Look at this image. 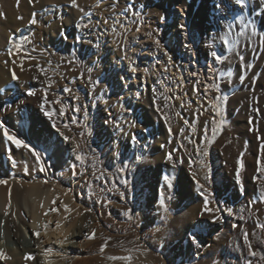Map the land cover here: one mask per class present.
Instances as JSON below:
<instances>
[{"label": "rangeland", "instance_id": "374dc122", "mask_svg": "<svg viewBox=\"0 0 264 264\" xmlns=\"http://www.w3.org/2000/svg\"><path fill=\"white\" fill-rule=\"evenodd\" d=\"M27 1L30 11H24L12 0H0V10L1 7L4 10L0 11V31L7 33L0 37V41L3 40L0 52L8 56L10 63H15L8 71L9 76L12 77L14 71L19 79L16 80L21 79L20 83L13 80L14 84L4 82L5 85L0 86L4 85L0 89V123L10 134L29 144L36 154L7 140L9 147L0 155V180L11 183L19 177L26 180L25 177L32 176L34 179L29 182L40 183L43 191L50 194L47 214L33 227L39 231L43 242L47 237L43 229L47 225L52 240L30 254L33 258L26 259L29 264L39 257L43 260L46 255L57 256L67 246L72 255L45 257L48 264H74L79 259L101 264L100 257L107 250L114 251L112 257L120 258L118 254L125 253L131 258L126 264H248L249 261L264 264L260 258L264 255V203L260 202L264 185L251 198L247 196L241 201L229 193L230 189H241L237 170L241 174L240 163L244 165L247 157L245 139L232 132L234 117L239 110L245 117L264 105V93L257 84L259 77L264 78V30L255 31L258 36L246 35L233 47L223 62L218 83L214 76L207 75L197 55L182 54L187 61L185 67L181 65L186 87L181 94L184 98L175 99L171 79L167 87L171 91L148 84L138 93L128 114L119 106L117 84L124 77L131 78L132 69H138L143 60L139 57L124 69L126 44L132 32L137 25L140 29L148 23L151 25L155 35L150 32V40H162L159 41L162 46L157 56L158 66L179 62L175 51L180 50L183 37L198 54L199 45L195 42L199 39L193 32L188 7L173 4L169 10H173L175 18L167 22L169 10L162 15H152L156 6L148 7L146 0H100L99 5L97 0H77L83 11L71 7L69 0ZM8 10L13 12L12 18ZM183 10L188 15L181 20ZM33 17L36 24L30 23ZM129 18L135 24L127 25ZM9 19H14L16 24L9 25ZM181 23L184 29L180 28ZM9 32L17 35L8 40ZM240 56L244 57L243 61ZM26 71L30 72L29 78L23 75ZM213 83L219 86V91L210 89L211 95L205 99L218 103L219 113L212 107L201 111V107L193 106L197 102L190 98V93L185 95L196 89V93L206 96L202 88ZM237 86L243 95L242 102L232 107L231 93ZM66 88L70 91H65ZM30 90L35 95L29 96ZM216 97L219 100H214ZM22 108L28 109V115L22 116ZM61 109L63 115L59 114ZM45 110L55 113L51 119L45 116ZM214 128L219 129L215 138ZM65 136L69 139L65 140ZM168 153L173 155L172 162L166 159ZM77 155L82 160H77ZM181 170L190 180L194 179L196 188L185 191L183 202L177 204ZM262 180L264 182V173ZM197 181L204 185L201 191L205 192L208 207L213 211L203 210L202 214L191 217L188 209L191 200L200 201L204 209V197L197 191ZM2 185L5 184H0V188ZM7 187L0 191V196L5 200L8 197L11 202L10 208L7 200L5 206L0 204L1 243H8L4 239V217L22 230L29 245L30 234L21 223V212L27 218L26 225L32 226L30 211L33 209L29 205L33 200H23L16 205ZM161 197L166 211L159 203ZM6 210L8 215L4 214ZM129 211L131 219L125 215ZM49 215L58 219L48 222ZM216 216L220 219H215ZM86 217L89 221L86 219L85 223L91 232L88 234L94 231V238L76 237L77 244L70 246L68 242L77 229L76 224ZM71 223L75 225L70 226ZM62 229H68L66 236L60 235ZM244 232L260 254L257 257L248 255ZM117 260L112 259L108 264H116Z\"/></svg>", "mask_w": 264, "mask_h": 264}, {"label": "bare ground", "instance_id": "6f19581e", "mask_svg": "<svg viewBox=\"0 0 264 264\" xmlns=\"http://www.w3.org/2000/svg\"><path fill=\"white\" fill-rule=\"evenodd\" d=\"M12 1L17 3L22 9H24V11H30L31 10L30 4L28 3L27 0H12ZM49 1H52V2L56 1L57 2V1H61V0H48L47 2H49ZM146 1H147L146 4L149 5L148 7L156 6V8L153 9V11H152V15L153 14H159V15L164 14L166 11H168L170 8H172L173 4H179L181 6L188 7L189 14L193 20V32L195 33V35H198V38L197 37L196 38L199 39L197 42L194 41L195 43H197L199 45L198 54H195V51H194L195 47L186 46L188 44V41H187L188 39L183 37L182 40H180L181 41L180 50H179V48H177V51H175V52H177V60L179 62H177V63L174 62L171 64H169V62H168L167 66H158L157 62L159 63V61H157V56H158L159 49L162 46L161 43L159 42L160 46L158 47L156 44V41H157L156 38L150 40V32L152 31L151 30L152 28H151V25L149 23L145 26L143 25L144 27H142L141 29L139 27L140 25H137L140 30L139 31L136 30L135 32H132V35L126 44L127 45V48H126L127 49V52H126L127 55H126V61H125L126 63L124 64L125 65L124 69H126V68L128 69V67H130V64L132 62H134L136 59H138L139 57H143V58H140L143 60L141 62H139L140 63L139 68L136 69L135 72L132 71V73H131L132 77L131 78H129L130 76L124 77V78L120 79L119 83L117 84L118 85L117 88L120 92L119 93L120 95L118 94L120 96L118 99L119 106L121 108H123L125 110V112H127L128 114H129L130 110H132V108L134 107L138 93L142 89H144L148 84L153 85V87H158L161 90H165L168 87V79H171L170 85L172 87H170V88H172V91L175 94L174 95L175 99L179 100V99L184 98L183 96H181V94L184 92V90H186V87L184 84L185 79H183L184 77H182L183 76L182 75V68L183 67H181V65H183L185 67L186 66L185 64L187 61H185L182 54H185V55L187 54L190 57H195V55H197L198 63L200 65H202L203 67H206L207 75L210 78H212L214 76L215 83H218L221 80L223 63H216L214 61L213 57L211 56V51L215 50V51H217L218 54H221L224 56H228L230 54L231 50L233 49V47L236 44L233 45L231 48L225 47V46H223L222 41L218 37H219V35H222L223 31L227 27V24L233 22L234 17L240 16L241 21L239 23V26L234 29V31L230 37V39H232V40L238 39L239 43H240L241 41H243V38H245L246 35H251V33L253 31H257L258 29H260L261 31L260 30L259 31L261 33L262 30H264V0H246V6L243 8L242 11H241L239 6H235L234 0H146ZM45 3H46V1H45ZM218 3H223V10H218L215 7V5ZM80 7H81V4H80ZM146 7L147 6H145L144 8H146ZM1 8H2L1 10L4 11L3 7H1ZM146 13H149V12H146ZM187 15H188L187 11L183 10V12L180 16V19L184 20ZM8 16H9V18L13 17V12L11 10H8ZM174 18H175V13L173 12V10H169L166 13L167 22L174 21ZM151 21H152V19H151ZM127 22H128L127 25L133 23L131 18H129ZM183 23H184V21H183ZM8 24L9 25L13 24V26H14V24H16V23L14 22V19L13 20L11 19L10 21H8ZM133 24H135V23H133ZM0 25H1V23H0ZM244 25H247V28H244ZM137 26H132V27H137ZM164 26H166V25H164ZM8 28H10V27H8ZM172 28L174 30L175 25ZM241 29H243L244 35L238 36L237 33L240 32ZM20 31H21V29H20ZM259 31H257V32H259ZM3 32L4 31H0V37L3 35L5 36V34L7 35L6 32L5 33H3ZM10 32H9L8 40H10L12 35L16 34V33L12 34ZM15 32H16V30H15ZM188 32H186V33H188ZM18 33H19V29H18ZM24 34H25V32H24ZM257 34H255L254 36H256ZM152 35H155V34L152 33ZM17 37L19 38V36H17ZM151 37H153V36H151ZM154 37H156V36H154ZM17 39H15L14 41H16ZM2 41L3 40L1 39L0 42H2ZM159 41L162 42V40H159ZM9 42H11V41H9ZM12 42H13V40H12ZM19 42H20V40H19ZM19 42H17L16 44H18ZM175 42H177V38L175 39ZM7 43H6V46L8 45ZM210 44L212 45V47H209ZM13 46H12L11 50L13 49ZM0 47H1V44H0ZM175 49H176V47H175ZM182 49H184L185 51H183ZM14 50L16 51V49H14ZM164 52H166V49L164 50ZM13 55H15V54H13ZM187 59H189V58H187ZM9 61H11V60L8 58V56H5L0 52V86L2 84L5 85L4 82H8V83L13 82V79H12V77L9 76L8 71H9V69H13V66L15 65V63H10ZM172 61H173V59H172ZM28 62H30V61H28ZM122 64H121V67H122ZM160 65H161V63H160ZM210 68L214 69L215 71H209ZM26 69H27V67H26ZM124 69H123V71H124ZM120 71H121V69H120ZM29 74H30V72L26 71V73H24L23 75L26 78V77H28ZM23 75H22V77H23ZM257 80L256 81L258 84V88L261 89L260 91L263 90V93H264V78L259 77V79H257ZM20 81H21V79H20ZM20 81H17V83L18 82L20 83ZM13 84H14V82H13ZM205 85H208V84H205ZM205 85H204V88H202L204 90V92H205ZM2 87L0 89H2ZM12 87H13V85H12ZM239 88L237 86V87L233 88V90H232V93H231L232 94V98H231V106L232 107H233V105H240L242 102L241 98L243 95L240 93L241 91ZM241 88H243V87H241ZM167 91H171V89L170 90L167 89ZM190 91L191 90L185 92V95L190 93V95H191L190 98L197 102L195 104L193 103V106L201 107V111L203 110L204 112L209 110V108L211 107V101H209L205 98L208 95H211V91L209 90L207 93L205 92L206 96H202V95H199L198 93H196L195 92L196 89H195V91H191V92ZM244 91L245 90H243V93H244ZM200 96H201V98H200ZM182 104H183V102L181 103V101H180L179 105H182ZM240 108H242V107L240 106L239 109ZM22 109H23L22 110V116L28 115V112H27L28 109H26V108H22ZM239 109H237V110H239ZM9 112H10V110H9ZM242 112H240V110H239L236 113L234 120H233L232 132L236 136H241L245 139L244 146L247 149V157L244 161V165H243V168L241 170V174L239 176V182H240L241 189L239 191L234 190V189L229 190L230 195L236 199H239L240 201L244 197H247V196H249V198H251L252 195L255 194L259 190L260 186L264 185V182L262 180V173L259 171V167L261 165H264V147H262V145H264V105L261 104L259 106V108H257V110H255V112L253 111L251 113V115L249 114L245 117H243V115L242 116L240 115V113H242ZM169 131H170V129H169ZM162 134H164V133H162ZM166 137H167V133H166ZM8 145H9L8 141L3 136V130H2L0 132V155L3 153L4 148L7 147ZM175 148H177V146H175L174 149ZM20 165H21V163H20ZM18 167H19V165H18ZM180 175H181V180L178 181V186H179L178 190H179L180 196H179V199L177 201V204H180L183 202V200H184L183 199V197H184L183 193L185 191L188 192L187 191L188 189H191L194 191L196 188L195 187L196 183H195L193 178L190 180L188 175H186V173L183 170L180 171ZM25 178H26V180L22 177H19V180L17 179L16 181L8 183L7 185H2V187L0 188V191L3 189H6L5 187L8 186L7 189H9L10 194H12L11 199L13 200V202L16 205H20L23 200H25L27 202L29 201V199L33 200L32 205H29L30 208L32 207V209H33L32 211H30L31 212L30 217H32V220H33L32 226H28V224L26 225L27 218L21 212V216H22V218H21L22 222L21 223L29 231V234H30L29 237H30L31 243H29V245H27L28 244L27 238L25 237L24 233H22V230L17 228L16 226H14L12 224V221L10 218H4L3 217L2 219H4L5 229H6V235L4 236V239H6V241L8 243L5 242L4 244H2L1 239H3V238H0V250L4 251L7 255L11 256V258L13 260H11V259L1 260L0 264H29V260L27 261L25 259V257L30 255V254H33L34 252H38L41 244H45L44 246H46L48 244L47 241L52 240V238L49 234L50 232L48 233V231H47L48 229L45 228V229H43V234H45V235L47 234V237H46L47 239L44 238V241L42 242L40 236H39V238H37L34 235V232H36L37 230L33 227V225H35L39 221V219H41V217H44V215L47 211V207L51 201L50 194L48 192L43 191V187L40 183L29 182V181L33 180L34 177L28 176ZM192 181H193V184H192ZM6 200H7V202L9 201L8 197L6 198ZM6 200H5V198L0 196V204L2 206H5ZM188 209H189L191 217H195L199 214H202V211H203V208L200 206V201H197V199L191 200L190 204L188 205ZM52 219L57 220L58 217H56L55 215L54 216L49 215L47 217L48 222H51ZM86 219L88 220V218L86 217L85 219H83L84 221H82V222L80 221L79 224H76L77 229L73 231L70 242L65 241V240H61V241H63V243L65 242V244L68 242V243H70L69 244L70 246L74 247L77 244L76 237H85V234L86 233L88 234L90 232V229L87 226L88 224L85 223ZM74 225H75L74 223H71L70 226H74ZM67 233H68V229H65V230L62 229V231L60 232V235L66 236ZM55 236L58 237V235H56V234H55ZM54 241L56 243H60V240H54ZM11 242H13V244H11ZM52 247H55V246L53 245ZM89 252H92V250H89ZM113 253H114L113 250H107L100 257L101 264L110 263L112 261V259H110L109 257H112ZM72 254L73 253L70 250V247L67 246V249L65 248L63 253H58L57 256L46 255L43 257V260H42V258L39 257L37 259H34L36 262L33 264H48L49 261H47L45 259V257H49V258L57 257V258H59V257H62L64 255L69 256ZM118 255L120 256V258L126 257L125 253H120ZM74 264H97V263H91V262H88L84 259H79ZM116 264H126V259H118Z\"/></svg>", "mask_w": 264, "mask_h": 264}, {"label": "snow or ice", "instance_id": "6c2138e0", "mask_svg": "<svg viewBox=\"0 0 264 264\" xmlns=\"http://www.w3.org/2000/svg\"><path fill=\"white\" fill-rule=\"evenodd\" d=\"M33 2H35V0H30V3H33ZM99 2H100V0H97V5H99ZM69 3H70V6H71V7H73V8H77V9H79L80 11H83V9L80 8V6H79L77 0H69ZM234 4H235V6H239L240 9H241V11H242L243 8L246 6V0H234ZM215 7H216L218 10H223V3H218V4L215 5ZM240 21H241V17H240V16H236V17H234V18H233V22H232V23H228V24H227V27H226V29L223 31L222 35H219L218 38L222 41L223 46L228 47V48H231L233 45L239 43V40H238V39H237V40H232V39H230V37H231V35H232L234 29H235L236 27L239 26ZM30 23H31V24H36V23H37V20L33 17V18L30 20ZM180 28H181V29H184V28H185V25L181 24V25H180ZM244 28H247V25H244ZM136 30L139 31V30H140L139 27H138ZM237 35H238V36H242V35H244V31H243V29H241L240 32L237 33ZM251 35L254 36V35H255V31H253V32L251 33ZM24 39H25V40H28L27 37H24ZM29 42H30V41H29ZM156 44H157L158 47L160 46L158 40L156 41ZM186 46H188V45H186ZM16 47L19 48L18 45H17ZM209 47H212V45L210 44ZM9 54H11V49H9ZM211 56L213 57V59H214V61H215L216 63H223L225 60L228 59L227 56H224V55L218 54L217 51H215V50L211 51ZM239 58H240L241 61H243V59H244L243 56H240ZM132 71L135 72L136 69L133 68ZM209 71H215V70L212 69V68H210ZM193 75H196V74L193 73ZM12 79H13V80H16V79H17V77H16V75H15L14 72L12 73ZM241 79H243V77H241ZM210 89H211V90H214V91H219V86H218L217 84H215V83L210 84V85H205V92H206V93H207ZM65 91H70V89H67V88H66ZM28 95H29V96L35 95V92H33V91L30 90V91L28 92ZM75 98H76V99H79V97H75ZM45 99H46V98H45ZM225 99H226V98H225ZM214 100H219V98L216 97V98H214ZM57 102H58V101H57ZM211 107H212V109H214L217 113H219V111H220V107H219V104H218V103H216V102H212V103H211ZM42 108H43V105H42ZM44 114H45V116H47L49 119H51L52 116H53L55 113H53L52 111L45 110V111H44ZM59 114H60V115H63V110H62V109L60 110ZM73 122H75V121H73ZM213 122L215 123V121H213ZM185 123H187V121H185ZM54 126H55V125H54ZM65 127H67V125H65ZM0 128L3 129V136H4L7 140H9V141H11L13 144H15L16 147H18V148H19V147L29 148L31 151H33V154H36V153H35V150H34V149H31V147H30L29 144H27V143H25L24 141L18 139L15 135L10 134L9 131H8V129H7L6 127H3L2 123H0ZM218 130H219L218 128H214V129H213V137H214V138H215V133H216V131H218ZM64 139H65V140H68L69 137H66V136H65ZM262 147H264V145H262ZM76 159H77V160H82V157H81L80 155H77ZM166 159H167L169 162H172V161H173V155H172V153H168L167 156H166ZM242 168H243V164L240 163V169H242ZM259 171H260L261 173H264V165H261V166L259 167ZM239 176H240V170L238 169V170H237V178H238V180H239ZM165 180H168V178L165 177ZM7 183H8V182H7L6 180H0V184H5V185H6ZM168 187H169V188L172 187L171 181L168 182ZM201 189H204V185L200 184V183L197 181V191L200 192V195L204 197V209H203V210L206 211V212H212L213 210L210 209V208L208 207V203H209V201H208V197L205 195V192H204V191H201ZM205 191H206V190H205ZM260 202H261V203H264V188L261 189ZM10 203H11V202H10V200H9V208H10ZM53 203H55V201H53ZM159 203H160L161 207L164 208L165 211H166L167 208H166V205H165V202H164L163 197H161ZM52 210H53V211H56V209H52ZM65 211H68V208H67L66 205H65ZM215 211L218 212L219 209H216ZM227 211H228L229 213L232 212L231 209H227ZM4 214H5V215H8L9 212L6 210ZM46 214H47V213H45V215H46ZM125 215H127V216L129 217V219H131V213H130V211H129V212H126ZM214 218H215V219H220L219 216H216V217H214ZM59 226H60V225L57 224V227H59ZM45 228H47V225H45ZM34 235H35L37 238H39V236H40L39 231L34 232ZM85 238H86V239H93V238H94V231H93L92 234H87V233H86V234H85ZM65 239H66V238H65ZM243 239H244L245 244H246V246H247V249H248V255H249V256L257 257L258 255H260L259 253H257V252L253 249V245H252L251 242L249 241V235H248L247 232H244V234H243ZM194 242H195V241H194ZM60 243H63V241H60ZM106 244H107V240L105 241V245H102V246H101V248H100V251H101V252L104 251ZM48 251H51V250L49 249ZM32 258H33V257L30 256V255H28V256L25 257V259H29V260L32 259ZM109 258H110V259H113V260H115V259H126V260H129V261H130V259H131L130 257H121V258H118V257H109ZM260 258H261L262 260H264V255H261ZM7 259H10V257L7 256V254H6L4 251L0 250V260H7ZM248 264H252V261H249Z\"/></svg>", "mask_w": 264, "mask_h": 264}, {"label": "trees", "instance_id": "16d2710c", "mask_svg": "<svg viewBox=\"0 0 264 264\" xmlns=\"http://www.w3.org/2000/svg\"><path fill=\"white\" fill-rule=\"evenodd\" d=\"M216 137V136H215ZM214 138V137H213Z\"/></svg>", "mask_w": 264, "mask_h": 264}]
</instances>
